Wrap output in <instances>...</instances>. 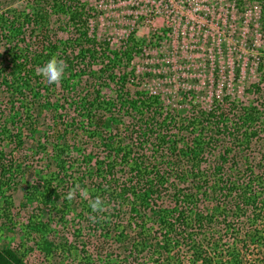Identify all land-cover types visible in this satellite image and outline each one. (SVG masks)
<instances>
[{
	"label": "trees",
	"instance_id": "trees-1",
	"mask_svg": "<svg viewBox=\"0 0 264 264\" xmlns=\"http://www.w3.org/2000/svg\"><path fill=\"white\" fill-rule=\"evenodd\" d=\"M3 1L0 48H11L3 59L0 51V211L15 181L28 203L54 206L58 224L67 225L66 215L77 210L79 220L109 236L115 224L132 229L121 259H78L84 264H125L139 252L148 253L146 264H264V50L245 102L224 88L209 108L193 102L182 115L142 87L133 67L118 71L142 47L132 33L123 49L99 40L89 30L86 3L27 0L3 10ZM248 1L258 5L264 36V0ZM51 13L67 16L70 38H51ZM54 55L67 67L50 85L36 70ZM110 83L114 96L103 92ZM77 183L89 198L77 194L57 208L59 190ZM97 196L106 216L89 206ZM48 224L39 218L28 226L46 235ZM36 244L61 258L58 264H75L81 252L66 238ZM17 260L14 250L0 249V264Z\"/></svg>",
	"mask_w": 264,
	"mask_h": 264
},
{
	"label": "rangeland",
	"instance_id": "rangeland-1",
	"mask_svg": "<svg viewBox=\"0 0 264 264\" xmlns=\"http://www.w3.org/2000/svg\"><path fill=\"white\" fill-rule=\"evenodd\" d=\"M26 1L4 0L2 9L12 5L23 8ZM80 1L87 4L89 30L99 40H108L113 49H123L132 33L141 45L142 50L125 67L120 66L118 71H129L133 67L135 74L140 77L138 81H141L142 87L160 94L166 108L182 115L187 114L193 102L202 108H209L213 95L221 96L224 88L232 98L245 102L248 94L244 89L259 76L256 67L263 56L264 36L259 22L258 5L253 1ZM48 25L49 34L54 39H68L74 32L67 16L62 13H51ZM24 31H27L26 26ZM9 45L1 46L0 51H4L2 59L5 50L11 48ZM112 85L110 83V86L103 88L106 95H115ZM89 143L87 140L81 146ZM87 149L90 150L91 147L86 146V151ZM217 149L221 150V145ZM216 154L217 152L214 155ZM10 184V190L6 192L11 193L7 209L3 213L0 211V249L14 250L19 264H58L61 261L59 257L47 255L36 244L43 237L62 242L65 238L75 241L76 248L81 249L76 255L75 264L86 263L78 260L82 258L89 261L96 258L98 260L99 257L103 260L105 256L114 259L119 255L121 259L124 253L121 251V247H124L122 241H131L125 245L132 246L133 231L129 227L123 229L122 224H115L110 229L112 232L109 236L105 229L98 228L96 231L93 224L86 223V217L79 220L77 210L68 212L66 218L70 222L63 226L56 222L54 206L42 207L39 201L28 203L24 196V185L15 181ZM64 188L58 192L60 196L57 208L68 201L65 199L67 191ZM210 191L212 194L219 190L211 188ZM2 201L3 197L0 198V205L4 207ZM163 204L170 205L169 201ZM100 215L106 216V213L100 212ZM39 218L49 223L46 235L43 231H36L28 226L29 221ZM112 220V223L119 222L116 217ZM2 222L6 224H1ZM154 230L160 238L158 227L154 226ZM104 232L107 233L106 237ZM117 235L123 240L115 238ZM146 239L157 242L161 238L154 240L149 235ZM147 255L148 253L139 252L125 264H146V259L143 258ZM183 261L185 262L184 259ZM64 264L70 263L65 261ZM92 264L99 263L96 261Z\"/></svg>",
	"mask_w": 264,
	"mask_h": 264
},
{
	"label": "clouds",
	"instance_id": "clouds-1",
	"mask_svg": "<svg viewBox=\"0 0 264 264\" xmlns=\"http://www.w3.org/2000/svg\"><path fill=\"white\" fill-rule=\"evenodd\" d=\"M66 63L63 59L52 56L41 66L37 68V75L42 76L46 79L48 84H58L65 75ZM81 196L82 198L88 199L89 191L87 188L81 187L80 184H75L73 188L69 189V191L65 195V199L72 200L74 197ZM89 206L93 213L103 212L104 211V201L101 197L97 196L89 202ZM95 219V217H90Z\"/></svg>",
	"mask_w": 264,
	"mask_h": 264
}]
</instances>
